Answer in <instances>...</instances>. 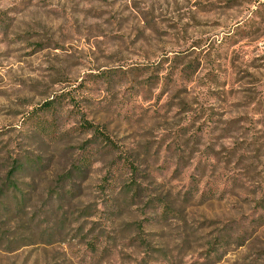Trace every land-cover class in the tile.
<instances>
[{"label": "rangeland", "instance_id": "374dc122", "mask_svg": "<svg viewBox=\"0 0 264 264\" xmlns=\"http://www.w3.org/2000/svg\"><path fill=\"white\" fill-rule=\"evenodd\" d=\"M0 264H264V0H0Z\"/></svg>", "mask_w": 264, "mask_h": 264}, {"label": "trees", "instance_id": "16d2710c", "mask_svg": "<svg viewBox=\"0 0 264 264\" xmlns=\"http://www.w3.org/2000/svg\"><path fill=\"white\" fill-rule=\"evenodd\" d=\"M44 105L50 107V106H53V102L48 101ZM83 126L85 129L92 130V132L94 133V138H98L100 141H103L107 145L112 144L110 139L106 136L105 132L103 130H100L97 125H94L88 121H85ZM110 147H113V146L111 145ZM27 164H29V167L31 165L35 170H37L39 168V165H40V164H37L36 162H33L30 164L26 161L14 159L11 169L7 172V176H6V179L4 181V185L9 187V189L12 188L13 191H15L17 189V187L15 185L16 183L14 181H12L13 174L20 173L22 170H24L26 168L25 166ZM75 169L80 170L81 168L79 166H76ZM71 172H72V170L69 171V173H71ZM69 175H71V174H69ZM135 192H136V190H135ZM17 201H21V200L17 199ZM17 205H20V203H17Z\"/></svg>", "mask_w": 264, "mask_h": 264}]
</instances>
